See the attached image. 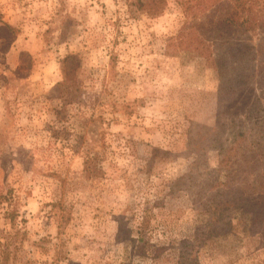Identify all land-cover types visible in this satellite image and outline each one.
<instances>
[{
    "label": "rangeland",
    "instance_id": "obj_1",
    "mask_svg": "<svg viewBox=\"0 0 264 264\" xmlns=\"http://www.w3.org/2000/svg\"><path fill=\"white\" fill-rule=\"evenodd\" d=\"M189 7L0 0V264H264V9Z\"/></svg>",
    "mask_w": 264,
    "mask_h": 264
},
{
    "label": "trees",
    "instance_id": "obj_2",
    "mask_svg": "<svg viewBox=\"0 0 264 264\" xmlns=\"http://www.w3.org/2000/svg\"><path fill=\"white\" fill-rule=\"evenodd\" d=\"M162 1L165 2V0H162ZM191 1H194L196 3H201V4L203 3H206L208 5L211 4V5H214L216 9L221 8V6L222 7L227 6V8H231V9H227L228 11L226 12V14L225 13L222 14L220 21L218 22V25L238 26L240 28H243V31H249L252 28L254 21L251 17L252 15L245 16V14H243L244 10L240 11V8L243 9V7L248 5V8L250 9H252V7L264 9V0H176V2L180 6H182V8H184L186 12L190 8L189 3ZM147 2L152 3V0H147ZM258 12H260L258 14H262V15L264 14V13H261L262 11L258 10ZM243 49L244 47H242L241 49L237 48L235 55H240ZM217 62L221 63L220 60H217ZM218 63H215V66L217 68H218ZM252 147L253 148L251 150V156H253L254 162L257 163L258 167L262 168L261 171L256 173L257 175L253 179V183L250 185L252 193L243 195L242 194L243 192L239 191V189L234 190V187L231 184V180H232L231 177L234 173V162L231 161V159H230L229 165L226 167L227 182L225 183V186L227 187L226 191L229 192L227 193V195L230 197L229 199H231L228 202L230 203L232 202V204L234 205L233 208H235L236 206L245 212L251 213L255 211L256 207H259L256 209L258 212L253 214L255 216V220L258 221L260 220V217L262 216V213L264 212V146H261L260 148L254 147V146ZM217 193H219V191H217ZM216 195L217 194H213L212 198L214 199ZM225 218L226 220L229 219L228 217H225ZM261 218L262 219L260 220V222L264 221V215ZM212 220L213 221L218 220L216 218V215L212 216ZM254 223H257V222H254Z\"/></svg>",
    "mask_w": 264,
    "mask_h": 264
}]
</instances>
